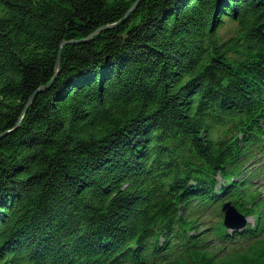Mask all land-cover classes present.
<instances>
[{"label":"trees","instance_id":"trees-1","mask_svg":"<svg viewBox=\"0 0 264 264\" xmlns=\"http://www.w3.org/2000/svg\"><path fill=\"white\" fill-rule=\"evenodd\" d=\"M135 1L0 0V264H264V0Z\"/></svg>","mask_w":264,"mask_h":264},{"label":"water","instance_id":"water-1","mask_svg":"<svg viewBox=\"0 0 264 264\" xmlns=\"http://www.w3.org/2000/svg\"><path fill=\"white\" fill-rule=\"evenodd\" d=\"M139 1L140 0H136L133 3V5L131 6L130 10H132ZM128 12L125 14V16L123 17V19L128 15ZM119 22L101 26L96 31H100L102 29H106V28H109V27H113V26L117 25ZM80 41H82V40L81 39L80 40H70V42H80ZM65 42H68V41H63L62 44L65 43ZM59 63H60V51H59V54H58L57 59H56V66H58ZM222 210L224 211V224L227 225L228 227L236 228V227H239V226H241V225H243L245 223L244 216L236 209V207H234L231 204V202L224 203L223 206H222Z\"/></svg>","mask_w":264,"mask_h":264},{"label":"rangeland","instance_id":"rangeland-1","mask_svg":"<svg viewBox=\"0 0 264 264\" xmlns=\"http://www.w3.org/2000/svg\"><path fill=\"white\" fill-rule=\"evenodd\" d=\"M65 41H66V40H65ZM62 42H63V41H62ZM68 42H70V40H69ZM65 43H66V42H65ZM260 172H261L260 176L256 177V178L253 180L254 183H255V185H256L257 187H262V186H264V167L261 168ZM250 220H251V219H250ZM251 222H252V220H251Z\"/></svg>","mask_w":264,"mask_h":264}]
</instances>
